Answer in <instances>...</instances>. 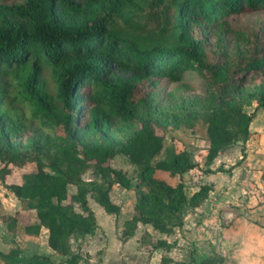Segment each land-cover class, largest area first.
<instances>
[{
	"label": "trees",
	"instance_id": "1",
	"mask_svg": "<svg viewBox=\"0 0 264 264\" xmlns=\"http://www.w3.org/2000/svg\"><path fill=\"white\" fill-rule=\"evenodd\" d=\"M253 12L264 16V0H0V184L33 211L37 223L26 225L25 233L43 227L47 246L77 264L80 255L69 239L96 227L86 195L117 215L109 195L114 184L135 194L122 239L138 223L168 235L182 226L185 210L198 211L212 186L200 184L185 196L180 177L195 163L183 150L151 165L162 147L156 130L203 118L204 174L229 173L238 162L210 165L237 142L244 157L254 113L242 105L253 100L264 108V18L252 33L228 20ZM114 65L134 75L121 78L111 72ZM187 73L203 80L204 98L163 108L152 103L162 79L179 82ZM116 154L137 168L132 186L131 178L110 166ZM10 165L26 169L18 183L4 180ZM87 169L92 178L84 180ZM155 170L179 180L171 185ZM6 219L12 231L14 220ZM150 244L170 247L163 238ZM222 261L212 254L194 264ZM0 264L47 261L0 252Z\"/></svg>",
	"mask_w": 264,
	"mask_h": 264
},
{
	"label": "rangeland",
	"instance_id": "2",
	"mask_svg": "<svg viewBox=\"0 0 264 264\" xmlns=\"http://www.w3.org/2000/svg\"><path fill=\"white\" fill-rule=\"evenodd\" d=\"M263 18L258 12L243 13L234 16L228 23L246 33H252ZM226 40H232L229 33L226 34ZM110 69L113 74L124 79L134 75L133 71L116 65ZM46 73L47 69L42 67L40 77L48 84ZM204 97L203 80L195 73H187L179 82L162 79L154 89L152 103L163 108L176 106L183 100ZM242 109L246 113H254L248 127L250 134L243 146L244 157L241 159V143L237 142L217 156L210 165L215 168L221 163L224 166L222 168H229L231 164L238 162L229 173L204 174L202 171L207 147L206 122L203 118H196L191 124L181 123L177 127L166 126L156 130L162 137V147L151 160V165L167 157L170 152L183 150L195 163L192 169L180 177L185 196L188 197L200 184L212 186L198 211L185 210L183 224L179 229L175 228L167 235L154 231L149 225L138 223L133 234L122 239V221L132 214L135 194L132 187L123 189L114 184L109 195L119 206L117 215L105 213L89 194L86 195L96 227L90 235L69 239L72 251L80 255L77 264H159L161 259H166L167 264H194L212 254L221 255L223 264H235L236 246L243 239L250 241V238L254 239L251 248L256 252L262 250L264 245L258 237L259 231L253 225L264 226V179L260 178L264 166V108L256 107L255 101L250 100L242 105ZM109 164L131 178L132 186L137 168L125 156L116 154L109 160ZM25 170L23 167L10 165L9 173L4 176L5 182L18 183ZM154 175L171 185L179 180L177 176L171 177L159 170H155ZM82 178H92L89 169L83 172ZM68 190L72 192L74 188L69 186ZM74 209L79 210L77 205H74ZM7 216L14 220L12 231L5 226V223H9ZM36 223L33 211L24 209L19 200L0 184V252L18 259L40 256L45 258L47 264H67L63 256L54 253L47 246V232L43 227H39L34 235L25 233L26 225ZM242 237L244 238L241 240ZM157 238L165 239L170 247L167 250L152 248L150 242Z\"/></svg>",
	"mask_w": 264,
	"mask_h": 264
},
{
	"label": "crops",
	"instance_id": "3",
	"mask_svg": "<svg viewBox=\"0 0 264 264\" xmlns=\"http://www.w3.org/2000/svg\"><path fill=\"white\" fill-rule=\"evenodd\" d=\"M253 226L256 227V229L259 231L258 237L261 239L262 244L264 245V226L258 225V227L256 224H254ZM244 237H242L241 240ZM253 240V238H250V241L243 239L242 243L236 246L234 250L235 264H259V262L260 264H264V247L259 252H256L254 249L251 248Z\"/></svg>",
	"mask_w": 264,
	"mask_h": 264
}]
</instances>
